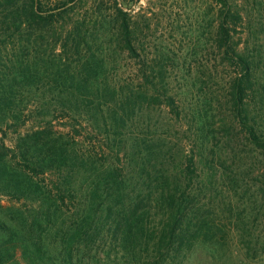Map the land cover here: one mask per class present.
<instances>
[{
	"label": "trees",
	"instance_id": "trees-1",
	"mask_svg": "<svg viewBox=\"0 0 264 264\" xmlns=\"http://www.w3.org/2000/svg\"><path fill=\"white\" fill-rule=\"evenodd\" d=\"M54 1L0 0V264H184L199 247L226 245L216 211L235 202L209 213L203 200L225 178L223 166L203 168L217 138L212 105L193 114V146L172 167L166 146L127 131L145 103L182 121L185 109L139 43L125 0L96 20L134 63L138 90L110 80L113 66L95 50L90 21L74 15L75 1ZM211 5L209 73L216 63L232 71L222 125L238 130L264 169V47L235 0ZM240 175L231 179L235 192ZM66 218L73 225L60 229Z\"/></svg>",
	"mask_w": 264,
	"mask_h": 264
},
{
	"label": "rangeland",
	"instance_id": "rangeland-1",
	"mask_svg": "<svg viewBox=\"0 0 264 264\" xmlns=\"http://www.w3.org/2000/svg\"><path fill=\"white\" fill-rule=\"evenodd\" d=\"M74 1V15L87 18L89 24H92L91 32L99 35L96 37L95 50L100 47V50L104 51L106 62L113 66L109 76L113 84L117 82L119 86L124 85L125 88L130 87L134 90L141 88L135 81L137 78L132 75L134 63L128 61L121 48L102 34L104 32L101 27L102 20H96L97 17H108L111 14L115 0ZM235 1L245 14L253 17V25L258 33V45L264 47V0ZM125 2L134 22L137 39L143 44L149 61L152 62L153 58L157 60V65L164 71L178 105L185 109L182 121L174 118L164 106L145 103V109L142 112L138 111L133 122L128 125L130 137L149 145L166 146L164 149L170 156L176 158V161L171 160V166L178 165L179 160L187 156L189 145L193 146L195 139L192 134L195 122L193 114L201 107L208 109L205 104H211L210 116L214 121L212 134L217 138L209 145L207 150L209 152H206L209 164L203 165V168L206 170L209 165L223 166L221 168L225 171V178L214 179L213 185L217 190L203 197L206 203L211 204L206 212L213 213L212 208L217 209V206H220L214 205L216 203H221L223 207L230 199L235 202L233 208L228 205L215 210L218 214L215 219L227 225L226 245L199 247L184 264H264L263 164L252 146L245 140L237 139V129H225L222 125V121L229 116L223 107L227 92L224 80L229 79L232 71L216 63L218 73H215L214 78L209 73V68L214 66L211 60L216 54L215 43L210 33L211 0H125ZM74 15L71 16L72 19L75 18ZM104 110L103 115L106 117L108 112L107 109ZM56 127L61 129L59 123ZM188 136L192 138L191 141L188 140ZM240 173L244 177V183L242 188L235 192L231 179L238 175L242 178ZM4 204L10 206L8 202ZM237 215L239 217H236ZM229 220L233 222L231 225ZM234 220L238 222L235 223ZM73 223L71 219L66 218L60 221L59 227L65 229ZM104 240L105 242H100V246H106L111 242L108 236Z\"/></svg>",
	"mask_w": 264,
	"mask_h": 264
}]
</instances>
